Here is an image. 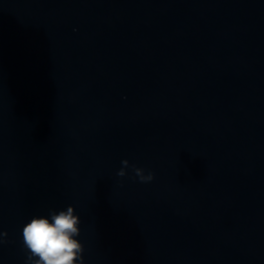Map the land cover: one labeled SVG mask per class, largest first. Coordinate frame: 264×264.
Segmentation results:
<instances>
[{
    "label": "water",
    "instance_id": "water-1",
    "mask_svg": "<svg viewBox=\"0 0 264 264\" xmlns=\"http://www.w3.org/2000/svg\"><path fill=\"white\" fill-rule=\"evenodd\" d=\"M69 205L85 264H264V0H0V264Z\"/></svg>",
    "mask_w": 264,
    "mask_h": 264
},
{
    "label": "clouds",
    "instance_id": "clouds-1",
    "mask_svg": "<svg viewBox=\"0 0 264 264\" xmlns=\"http://www.w3.org/2000/svg\"><path fill=\"white\" fill-rule=\"evenodd\" d=\"M121 165L118 177H125L131 168L141 183H150L155 178L154 172L130 165L127 159ZM80 223L71 205L59 211L50 209L48 216L31 218L22 228L23 247L27 250L25 264H85L84 246L76 238L80 235ZM6 235L0 232V236Z\"/></svg>",
    "mask_w": 264,
    "mask_h": 264
}]
</instances>
